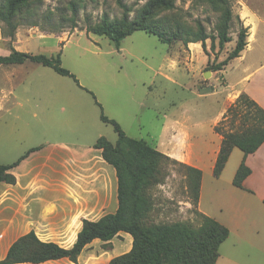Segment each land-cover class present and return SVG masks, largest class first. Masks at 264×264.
Returning a JSON list of instances; mask_svg holds the SVG:
<instances>
[{"label":"crops","instance_id":"0c3cea01","mask_svg":"<svg viewBox=\"0 0 264 264\" xmlns=\"http://www.w3.org/2000/svg\"><path fill=\"white\" fill-rule=\"evenodd\" d=\"M239 4L238 16L249 29L248 46L223 69L204 72L213 77L209 84L214 90L208 95L220 92L215 85L220 79L218 74L224 75L225 80L221 91L225 94L224 106L216 114L209 135L196 137L193 129L200 131L203 125L189 123L192 118L187 111L174 113L165 116L155 148L179 165L202 172L198 210L230 230V237L221 248L236 237L250 241L249 250L254 251L251 240L264 238V144L247 157L235 148L222 176L216 178L214 174L224 139L215 128L229 106L245 93L264 109V0H240ZM232 42L236 46L237 39L233 37ZM181 48L190 61L195 54L204 53L205 66L216 59L215 54L210 56L208 50L204 51L202 43ZM10 54L11 51L0 57ZM224 60L221 56L217 61ZM27 66L31 65L0 64V121L13 118L17 122L0 123V165L12 166L9 172L16 179L13 184L0 182V262L17 241L31 233L43 243L71 249L85 221L98 222L115 215L120 207L117 170L105 160L103 150L96 147L101 138L116 144L118 134L102 120V114L111 120L115 117L105 114L106 104L94 90L77 82L75 86L69 84L64 79L67 76L55 70L27 72ZM27 83L36 84L27 87ZM123 131L132 138L128 130ZM242 163L251 174L239 188L234 179ZM208 183L213 186L212 192ZM132 248L133 237L120 232L110 241L96 239L87 245L78 263L63 258L17 264H110ZM221 260L227 264L220 249L217 264ZM227 261L241 263L233 255Z\"/></svg>","mask_w":264,"mask_h":264},{"label":"rangeland","instance_id":"374dc122","mask_svg":"<svg viewBox=\"0 0 264 264\" xmlns=\"http://www.w3.org/2000/svg\"><path fill=\"white\" fill-rule=\"evenodd\" d=\"M149 1L33 0L29 8L15 16L16 30L0 21V54L15 47V50L19 48L25 53L48 57L61 53L63 68L71 72L80 85L94 90L99 100L106 104L105 114L114 116L112 119L128 130L132 138L144 140L153 147L157 146L163 132L165 116L183 111L192 118L189 123L203 125L200 131L193 129L194 135L206 137L216 114L224 106L225 94L221 91L225 80L224 75L218 74L220 79L215 85L220 92L208 95L214 90L209 84L213 77L212 74L206 77L204 72H211V69L216 72L217 67L223 69V62L235 49V42L221 49L219 35L228 22V35L238 39L240 29L245 27L238 16L240 0H229L232 13L229 21L224 16L225 7L217 10L207 0H175L173 9L156 10L147 25L162 33L173 46L144 31H136L125 38L120 48L106 37L88 33L91 27L102 25L104 20L121 24L141 20ZM5 3L6 0H0V8ZM201 27L210 37L206 42L208 54L216 55L207 66L204 53L195 54L190 61V57L179 50L185 45L183 39L191 38ZM61 37L69 40L63 42ZM213 42L214 50L211 49ZM221 56L225 60L218 63ZM27 63L31 65L27 66V72L54 73L50 68ZM4 69H8L7 66ZM227 71L230 75L231 68ZM64 79L75 86L74 79ZM35 84L27 83V87ZM223 120L217 126L223 125ZM0 123L17 122L5 118ZM227 173L224 175L229 176ZM189 176L187 166L169 158L165 160L159 177L161 183L147 191L152 203V210L145 219L147 225L179 222L198 228L202 224V213L198 210ZM208 188L213 191L210 183ZM258 237L260 241L251 240L254 251L249 250L250 241L231 238L221 248L227 264H233L227 261L229 255L239 259V264H264V238Z\"/></svg>","mask_w":264,"mask_h":264},{"label":"trees","instance_id":"16d2710c","mask_svg":"<svg viewBox=\"0 0 264 264\" xmlns=\"http://www.w3.org/2000/svg\"><path fill=\"white\" fill-rule=\"evenodd\" d=\"M33 0H6L0 8V21L9 26H14V18L23 9L29 8ZM215 9L226 8L224 16L230 20L232 16L229 0H207ZM175 0H151L145 7L141 20L126 21L124 24L111 23L104 20L102 25L91 27L88 33L106 37L113 41L117 47L121 42L136 31L147 34L173 45L162 33L150 29L147 20L160 8L173 9ZM228 8V9H227ZM228 22L220 30V48L233 41L227 33ZM249 29L243 27L235 49L228 59L223 62V67L239 57L248 46ZM209 35L203 27L189 39H183L185 45L202 43L207 52L206 42ZM213 42L211 49H215ZM33 62L45 67H50L62 76H67L79 83L77 78L63 68L61 53L57 56L34 55L11 49L7 57H0V64L13 65ZM218 70L219 67H217ZM215 69V71H218ZM212 71V69H211ZM102 120L111 124L118 134L116 144L106 138H101L96 147L103 150L105 160L113 165L119 178L120 207L115 215H108L98 222L85 221L78 240L71 249H65L54 243H43L31 233L17 241L10 249L5 260L0 264L17 263H43L50 260L68 258L78 263V258L87 245L96 239L110 241L120 232L129 233L133 237L132 250L112 260L110 264H217L220 257L221 246L229 239L230 230L204 214H201L202 224L195 228L189 223L154 224L147 225L145 219L152 210L148 190L161 183L162 166L168 157L159 152L144 140L130 138L115 121L102 114ZM221 126L216 131L224 139L215 166V177L220 178L235 148L240 149L247 157L264 144V109L261 108L247 94L242 93L236 103L227 111ZM227 127V129H226ZM12 166L0 165V182L15 183V177L9 172ZM190 173V187L196 195L197 205L200 196L202 172L187 167ZM251 170L242 163L234 185L243 188L245 179Z\"/></svg>","mask_w":264,"mask_h":264},{"label":"water","instance_id":"95a60500","mask_svg":"<svg viewBox=\"0 0 264 264\" xmlns=\"http://www.w3.org/2000/svg\"><path fill=\"white\" fill-rule=\"evenodd\" d=\"M209 74V73H208ZM208 75L206 74V77H207Z\"/></svg>","mask_w":264,"mask_h":264}]
</instances>
